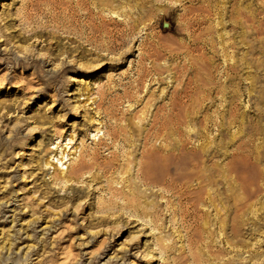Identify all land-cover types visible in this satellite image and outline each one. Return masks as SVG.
<instances>
[{
    "label": "rangeland",
    "instance_id": "1",
    "mask_svg": "<svg viewBox=\"0 0 264 264\" xmlns=\"http://www.w3.org/2000/svg\"><path fill=\"white\" fill-rule=\"evenodd\" d=\"M66 1L0 0V264H222L211 257L217 250L224 264H264V198L253 202L246 216L235 218L230 200L237 191L222 169L249 142L243 155L264 176V34L253 27L264 22V5L259 0L213 1L211 21L187 19L198 35L195 40L190 34L179 38L180 9L169 15L172 4L167 1L141 0L145 13L134 41L115 47L98 33L82 32V14L73 4L62 9ZM102 1L120 12L136 2ZM162 10L164 15L156 13ZM133 13L129 19L136 20ZM71 14L75 19L68 21ZM240 14L255 16V24L242 25ZM108 18L103 27L116 36L126 24L123 18ZM206 28L214 35L207 36ZM142 39L150 45L141 51L152 54L153 46L168 73L161 78L151 74L138 87L134 74ZM229 45L224 52L222 47ZM181 47L189 53L177 51ZM202 58L213 71L206 89L215 90L199 98L195 130L205 126L214 135L209 121L223 116L234 93L243 119L223 141L213 140L218 154L206 163L215 169L210 193L222 211L206 205L199 215L188 210L184 216L169 196L141 187L134 165L142 162V129H148L155 108L166 106L174 92L171 71ZM204 72L187 73L195 82V74L204 79ZM127 95L138 98L130 109ZM107 131L121 137L111 150L106 149L111 145ZM195 142L193 133L185 138L188 147ZM112 154L119 157L106 173L94 169L78 181L55 180L92 156L100 166L108 164ZM130 192L136 196L123 197ZM216 222L223 223L220 234Z\"/></svg>",
    "mask_w": 264,
    "mask_h": 264
},
{
    "label": "bare ground",
    "instance_id": "2",
    "mask_svg": "<svg viewBox=\"0 0 264 264\" xmlns=\"http://www.w3.org/2000/svg\"><path fill=\"white\" fill-rule=\"evenodd\" d=\"M135 1V6L132 7L130 11L124 9L121 12L112 5L113 3L108 4V2L102 0H68L62 3L61 7L62 9H66L73 4L85 20L82 32L84 31L87 35L98 33L100 36L104 37L105 40L112 42L113 46L121 47L125 45L126 42L131 43V41H134L131 38L134 37L137 27L142 23L145 13L143 11L144 5L141 0ZM166 1L172 4V6L168 8L169 15H174L179 9L183 12V14L177 18L179 22L176 31L179 33V38H183L185 34H190L193 39L198 40V35H195L192 30L193 27H190L188 23V18L191 16L197 17L198 24L211 21L213 15L212 3L216 0H152L156 5ZM182 2L190 3L192 7L184 8ZM259 2L264 5V0H259ZM90 7L96 9V12H93ZM149 9H152V7ZM133 10L137 16L136 20L132 18L129 19V15L133 13ZM165 12L166 11L162 10L156 13L164 15ZM240 15L243 19L242 25L255 24L253 20L255 16L249 14L244 16L243 14ZM111 16L118 19L123 18V23L126 24L123 30L115 33L116 36H113L110 31L103 27L104 20L108 17V19L111 20ZM73 19L75 18L72 14L67 18L68 21ZM96 22L100 23L99 26L95 24ZM253 27H255L256 34H264V22H257V26ZM205 31L207 32V36L214 35L211 28H206ZM82 32L80 33L81 35ZM145 41L146 39H142L138 46L140 51L138 60L139 66L134 74L136 79L135 83L138 87L151 74L157 78H161L164 74L168 73L167 68L163 67L160 63V61L164 60H161V56L158 54V51L153 49V46H151L150 49L152 54L141 51V48L146 51L147 45H150V43H146ZM107 45L109 44L107 43ZM230 48H232L230 45L227 47L223 46L222 50L226 52V50ZM180 50L189 53V48L181 47L177 51L180 52ZM130 52L131 47L126 53L129 54ZM175 54L177 55V52H174L169 59L175 58ZM145 62L149 63L151 66L149 68H144L143 63ZM207 62L208 60L202 58L200 62H191L189 68L173 69L171 71L172 79L174 83H176L174 92L166 106L155 108V112L150 116L151 121L148 125V129H142V151L139 154V159L142 162L134 165V167H137L138 171L136 179L141 187L144 189L156 190L161 198L169 196L170 199H173L175 202V210L178 212L181 211V214L184 216L188 214V210H191L192 215L197 216L200 213L199 208L205 207L206 205L213 208L215 212L220 213L222 211V209L218 210V199L216 200V195L210 193V189L214 186L211 175L214 173L215 169L213 166H206V163L211 157V154L214 156L218 154V150L212 148L213 140L216 138L218 141H223L230 127L236 124L237 120L243 119V113L240 112L241 108L237 102L238 97L234 93L231 96V100L227 103V109L224 111L223 116L213 121V123L209 121L212 126L216 128V133L214 135L205 126H199V128L195 130L194 116L197 115V113L193 110L199 104V98L202 94L206 92V95H210V93L215 90V87L206 89V87L210 86L208 82L211 81L210 78L213 74L212 67H210ZM202 70H205L204 79H202V76L199 74H195V77L198 76L195 82L188 77L189 74L187 72ZM185 73L188 74L186 77L183 75ZM179 75H182L183 78L185 77V81L181 80V76ZM235 79L238 80L237 78ZM238 81L242 82L241 80ZM196 84H200L201 86H197ZM137 99L130 98L128 95L126 96L127 103L130 104L129 109L136 104ZM207 106L208 105H206V107ZM142 121L143 120H139V122ZM203 121H206V119ZM183 129L186 131L185 133ZM120 132L125 135L124 128H120ZM190 133H193L196 137V146L188 147L191 143H185V138L187 137L189 139ZM107 136L109 137L111 145L110 147L106 146V149L111 150L115 147L116 143L120 142L121 137L119 134H115V132L108 131ZM152 141L154 144L148 149V143ZM167 142H169V144L166 145ZM157 143L158 146H156ZM248 145L249 142L242 143L231 155L230 161L222 167L224 172L229 175V178L226 177L225 179L231 184L234 190L237 191V194L231 197L230 200L232 201L231 208L236 215L235 218H243L246 216L245 210L249 209V207L253 205V202L264 198V186L260 185L261 181H264V176L258 174L255 163H251L248 156L243 155L244 148L248 147ZM118 157V155L112 154V162L108 164L104 162V164L100 166L97 162V156H92L86 162L82 161L78 164H74L65 178L56 175L55 180L59 183H68L71 180L78 181L94 169L106 173L107 168L112 165L111 163L117 162ZM123 161L129 162L125 159ZM238 164L243 166H237ZM128 165H130V163ZM245 171H249L250 175H247ZM128 172L129 169L127 168L123 175ZM129 196H136V193L130 192L129 195H124L123 197L128 198ZM127 198L122 199L127 200ZM227 199L228 198H226V201ZM128 209L130 210V208ZM232 222H234V219ZM217 224L216 222V225ZM229 226H231V233H235L237 230L236 225L232 224ZM222 227L223 223L217 225V233H222ZM208 252L212 253L211 250ZM221 254L222 252L217 250L216 253L211 256L213 261L224 264L219 258ZM191 256L193 257V255Z\"/></svg>",
    "mask_w": 264,
    "mask_h": 264
}]
</instances>
